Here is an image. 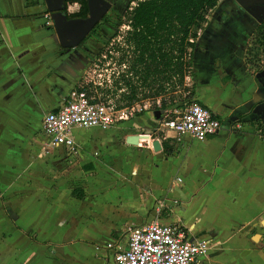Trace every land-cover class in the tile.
I'll list each match as a JSON object with an SVG mask.
<instances>
[{"label":"crops","instance_id":"0c3cea01","mask_svg":"<svg viewBox=\"0 0 264 264\" xmlns=\"http://www.w3.org/2000/svg\"><path fill=\"white\" fill-rule=\"evenodd\" d=\"M244 1L228 22L208 21L188 80L218 134L162 140L174 106L156 105L109 130L74 129V154L43 151V119L85 70L60 54L46 11L0 0V264H116L128 228L154 222L209 239L198 264H264V71L239 54L264 4Z\"/></svg>","mask_w":264,"mask_h":264},{"label":"trees","instance_id":"16d2710c","mask_svg":"<svg viewBox=\"0 0 264 264\" xmlns=\"http://www.w3.org/2000/svg\"><path fill=\"white\" fill-rule=\"evenodd\" d=\"M220 2L129 0L130 9L119 21V27H129L124 48H118L126 54L119 60L120 65H126V71L116 82L118 89L125 87L127 93L122 95L125 104L117 108L130 107L149 98L161 99V108L165 110L171 106L181 110L193 102L194 85L189 87L187 81L194 79L196 42L209 14ZM131 3L136 5L131 7ZM248 51L250 57L246 61L252 71L264 53V22L258 26L253 47ZM165 151L171 149L167 146Z\"/></svg>","mask_w":264,"mask_h":264},{"label":"built area","instance_id":"2783aa9c","mask_svg":"<svg viewBox=\"0 0 264 264\" xmlns=\"http://www.w3.org/2000/svg\"><path fill=\"white\" fill-rule=\"evenodd\" d=\"M142 1V0H139ZM68 13L77 14V3L68 5ZM46 26H52L50 14L45 15ZM158 107L161 101H155ZM151 108L150 102L117 108L114 104L91 96L84 89L73 90L59 109L44 116L43 151L64 147L78 154L79 147L73 136L74 129L109 130L128 122ZM162 140H180L187 135L204 141L222 129L221 122L208 108L192 102L174 112V117L160 124ZM174 133V137L171 134ZM212 248L209 239H187L182 228L158 222L142 227H129L126 246L115 252L116 264H198Z\"/></svg>","mask_w":264,"mask_h":264},{"label":"flooded vegetation","instance_id":"af4514ba","mask_svg":"<svg viewBox=\"0 0 264 264\" xmlns=\"http://www.w3.org/2000/svg\"><path fill=\"white\" fill-rule=\"evenodd\" d=\"M241 1L243 0H221L220 4L224 2L221 6H217L211 13L213 15L209 17L208 21L212 23H226L229 21V15L231 12H236L241 9ZM103 3H108L110 5L109 11L104 15V17L96 24L94 29L90 32V34L84 39L82 44L79 46L78 51L73 53L72 51L68 53L67 49H63L59 44L60 54L68 56L70 59L74 61H79L81 63L82 70H86L93 62L95 58L101 55L103 48L111 42L114 38L113 35L119 30V21L120 19H124V14L127 12L129 8V0H102ZM77 3L78 13L70 14L68 13V5ZM99 3L100 7H103L104 4ZM247 6H252L251 1L245 0L243 2ZM33 7L41 8L44 11L46 10V4L44 0L33 1ZM87 7V8H86ZM89 4L88 0H77L67 3L66 13L70 19L76 18H87L89 15ZM123 17V18H122ZM208 25V23L206 24ZM122 27V26H121ZM252 28V27H251ZM258 28V27H257ZM257 28H253L250 32L248 31V35L250 37L254 36ZM204 30V29H203ZM111 32L112 34H109ZM247 35V36H248ZM250 38L247 40H243V43L239 45L241 51L245 50L249 52L253 41L250 43ZM249 47V48H248ZM247 60V58H245ZM247 63V61H246ZM248 66V65H247Z\"/></svg>","mask_w":264,"mask_h":264},{"label":"rangeland","instance_id":"374dc122","mask_svg":"<svg viewBox=\"0 0 264 264\" xmlns=\"http://www.w3.org/2000/svg\"><path fill=\"white\" fill-rule=\"evenodd\" d=\"M3 1L5 3H8V5L10 6V5H13V3H15L16 0H3ZM29 1L33 3L34 0H29ZM222 4L224 6V2H222L219 6H221ZM135 5L136 3L130 4L131 7ZM212 15L213 13H210L208 18L211 17ZM254 22L255 21H252L253 24H255ZM128 30H129V27L127 25H123L122 27L119 28L118 32H116L113 35L114 38L111 40V42L103 48L101 55L95 58L92 64L84 71L81 77V80L79 82V85L78 87H76V89H84L88 91L91 96L97 99L104 100L105 102L114 104L116 107L122 106L123 104H125L122 95L127 93L126 88L122 87L124 89L119 90L118 86L116 85V82L121 79L122 74L124 73V71H126V65L119 64L120 58L125 53L119 50L124 48V41H125L124 38ZM109 34H112V33L109 32ZM249 38H250V41L252 42L255 38V35ZM199 40L202 41L203 39L200 37L197 40V42ZM119 47L121 49H118ZM251 47H253V43ZM217 48L220 49L219 51L221 53H224L226 50V48L222 46L221 44H218ZM201 53L205 55L207 52H201ZM239 54L242 55L244 59L250 57L249 52H246L245 50L240 51ZM254 69L260 73L264 71V53L261 55L260 60L256 63V66L252 67V70ZM187 84L189 87H191L190 81H187ZM159 100L161 101V99ZM155 101L156 100L149 98L139 103L143 105L146 102H150L151 104L150 109H154L156 106ZM176 110H177V106H174L172 110L173 112L172 114H174ZM172 114L165 119H170L171 117H173ZM41 115H42L41 112H37L36 114H34L35 118H40Z\"/></svg>","mask_w":264,"mask_h":264},{"label":"water","instance_id":"95a60500","mask_svg":"<svg viewBox=\"0 0 264 264\" xmlns=\"http://www.w3.org/2000/svg\"><path fill=\"white\" fill-rule=\"evenodd\" d=\"M37 1V0H36ZM75 0H44L46 4V10L50 14L52 21V29L60 43L61 48L67 49L68 53L78 51L79 46L82 44L84 39L94 29L96 24L104 17L109 11L110 5L103 3L102 0H88L89 4V15L87 18H76L70 19L66 13L67 3ZM257 4H264V0H255ZM99 3H103L104 6L100 7ZM46 20L45 16H43ZM260 24L257 21L255 26L258 27ZM140 136L130 135L126 143L131 146L139 145ZM155 151L160 150V142L157 140L153 143Z\"/></svg>","mask_w":264,"mask_h":264}]
</instances>
